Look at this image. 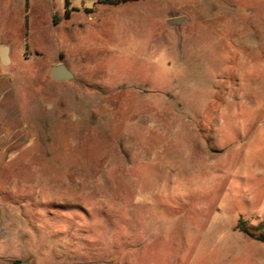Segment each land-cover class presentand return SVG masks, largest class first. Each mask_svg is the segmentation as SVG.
I'll return each instance as SVG.
<instances>
[{"label":"rangeland","instance_id":"rangeland-1","mask_svg":"<svg viewBox=\"0 0 264 264\" xmlns=\"http://www.w3.org/2000/svg\"><path fill=\"white\" fill-rule=\"evenodd\" d=\"M113 1L0 0V264H264V0Z\"/></svg>","mask_w":264,"mask_h":264},{"label":"crops","instance_id":"crops-1","mask_svg":"<svg viewBox=\"0 0 264 264\" xmlns=\"http://www.w3.org/2000/svg\"><path fill=\"white\" fill-rule=\"evenodd\" d=\"M6 1L10 4L14 0ZM32 8L30 0H24V11L28 13V17ZM0 46L9 47L11 63L12 58L10 45L0 42ZM18 113L19 98L16 93L13 77L7 66H3L0 62V167L7 160L12 146L18 140V133L21 129Z\"/></svg>","mask_w":264,"mask_h":264},{"label":"water","instance_id":"water-1","mask_svg":"<svg viewBox=\"0 0 264 264\" xmlns=\"http://www.w3.org/2000/svg\"><path fill=\"white\" fill-rule=\"evenodd\" d=\"M181 22V18L171 19L169 24L177 25ZM0 62L3 66L10 64L9 47L0 46ZM51 76L57 82L68 81L74 78V74L63 63L51 67Z\"/></svg>","mask_w":264,"mask_h":264},{"label":"trees","instance_id":"trees-1","mask_svg":"<svg viewBox=\"0 0 264 264\" xmlns=\"http://www.w3.org/2000/svg\"><path fill=\"white\" fill-rule=\"evenodd\" d=\"M127 1H130V0H116V1H113L112 3L113 4H117V3H124V2H127ZM69 4H70V0H65V5H66L65 18L66 19H68V17H69V9H68Z\"/></svg>","mask_w":264,"mask_h":264}]
</instances>
